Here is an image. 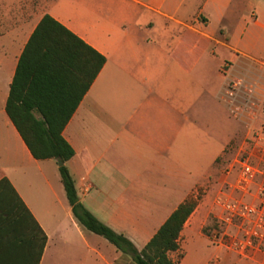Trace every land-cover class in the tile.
Masks as SVG:
<instances>
[{"label":"crops","instance_id":"0c3cea01","mask_svg":"<svg viewBox=\"0 0 264 264\" xmlns=\"http://www.w3.org/2000/svg\"><path fill=\"white\" fill-rule=\"evenodd\" d=\"M45 15L105 57L62 133L74 150L66 166L79 201L140 251L180 204L200 196L183 225L179 250L169 254L172 260L181 254L184 262L181 244L194 235L209 239L214 227L217 193L211 196L206 184L233 133L210 140L205 122L192 118L190 79L175 97L170 75L189 78L199 70L206 76V51L218 57L217 48L227 49L231 59L253 60L254 68L244 66L243 72L261 89L255 104L264 103V67L258 63L264 0H0V180L23 205L9 188L0 190V264H35L40 231L45 245L37 264L47 256L53 264H73L88 255L91 264H127L105 238L75 220L58 162L35 159L6 112L19 59ZM212 19L218 33L208 29ZM74 49L61 91L68 106L89 74L88 52ZM233 70L215 75L228 82L240 75ZM248 261L263 264V256ZM211 262L229 263L217 255L206 264Z\"/></svg>","mask_w":264,"mask_h":264},{"label":"trees","instance_id":"16d2710c","mask_svg":"<svg viewBox=\"0 0 264 264\" xmlns=\"http://www.w3.org/2000/svg\"><path fill=\"white\" fill-rule=\"evenodd\" d=\"M76 47L85 49L89 54V74L86 72L82 94L68 106V103H63L66 97L61 91L72 71L69 57L76 54ZM104 63V56L45 15L19 59L6 102L7 115L35 159H54L62 163L58 168L61 182L73 217L82 227L105 238L117 251L129 256L134 264H177L182 255L172 260L169 254L179 250L183 225L196 208L199 198L189 197L180 204L144 248L138 251L131 241L101 223L81 204L66 166L74 157V150L64 139L63 130ZM3 188H9L14 193L6 179L0 180V190ZM40 233L41 246L35 264L45 245V235Z\"/></svg>","mask_w":264,"mask_h":264},{"label":"built area","instance_id":"2783aa9c","mask_svg":"<svg viewBox=\"0 0 264 264\" xmlns=\"http://www.w3.org/2000/svg\"><path fill=\"white\" fill-rule=\"evenodd\" d=\"M259 90L258 83L238 76L227 82L226 93L232 101L246 93V102L253 106L242 102L239 108L244 119V112L250 116L248 135L222 173L209 239L243 259L253 260V254H260L264 264V103L254 102Z\"/></svg>","mask_w":264,"mask_h":264},{"label":"rangeland","instance_id":"374dc122","mask_svg":"<svg viewBox=\"0 0 264 264\" xmlns=\"http://www.w3.org/2000/svg\"><path fill=\"white\" fill-rule=\"evenodd\" d=\"M210 23L211 24L208 29L210 31L213 30L214 32L218 33V22H215V20L212 19L210 20ZM216 53L219 56L212 57L210 54V50H207V55L202 58L201 63L205 65L207 64L206 69H208L207 71H210L206 74V76L203 75V73L199 70L194 72L189 78L170 75V82L174 83L175 85V97H178V92L180 91L178 89V86H183L185 82L189 81L190 79L192 118L195 119L198 124L205 122V125H202V127H204V129L208 131L210 140L211 138H214L219 141L220 137L225 136L226 134L233 133L230 144L227 146L222 155L217 159L215 165L210 168L209 178L206 185L211 187V196L217 193L220 186L219 181L222 177L223 171L225 170L227 164L234 158L238 148L243 144L247 135V128H245L244 125V117H242L239 112L241 103L243 102L244 104L246 102L247 94L244 93L242 98H239L238 96L232 101V98L226 93V79L224 77L221 78V76H224L226 71L233 70L232 64L234 63L235 66L237 65V68L233 70V73H231L242 75H238V78H244L245 81H248L250 83L251 77L247 75L245 76L243 70L254 68L251 67L254 66V62L248 56H241L236 59L234 57L233 59H231L230 57L232 53L227 49L222 51V49L220 48L216 49ZM258 57L260 60V62L258 63H260V66L264 67V52L258 55ZM217 70L219 71V75H221L220 79L219 76L216 77L215 75ZM246 104L248 106L251 105V107L253 106L248 102H246ZM243 115L245 116V119H248L250 117L247 111L244 112ZM72 180L74 182L73 178ZM199 197L200 196H198V198ZM181 245L184 251L187 252V255L184 262L182 259L179 261L180 264H206L208 259L212 257L214 258L216 255L220 258H223V260L228 261V264H253L246 259L238 257L233 252H230L225 248L213 244L209 239H206L199 235H194L190 240L183 242ZM124 258L127 264H134L129 256L125 255ZM174 260H177V257H175ZM43 264H53L52 258H50V256H47ZM57 264L67 263L58 261ZM73 264H91V256L88 255L87 261H83V258L80 257L79 259L74 260ZM97 264H99V261L97 262ZM209 264L215 263L211 262Z\"/></svg>","mask_w":264,"mask_h":264},{"label":"water","instance_id":"95a60500","mask_svg":"<svg viewBox=\"0 0 264 264\" xmlns=\"http://www.w3.org/2000/svg\"><path fill=\"white\" fill-rule=\"evenodd\" d=\"M58 165H59V166H61V165H62V163H61V162H59V163H58Z\"/></svg>","mask_w":264,"mask_h":264}]
</instances>
